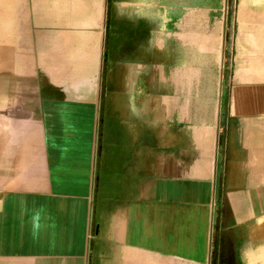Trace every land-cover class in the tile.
<instances>
[{
  "label": "crops",
  "instance_id": "0c3cea01",
  "mask_svg": "<svg viewBox=\"0 0 264 264\" xmlns=\"http://www.w3.org/2000/svg\"><path fill=\"white\" fill-rule=\"evenodd\" d=\"M204 4L0 0V264H264V82L205 79Z\"/></svg>",
  "mask_w": 264,
  "mask_h": 264
},
{
  "label": "rangeland",
  "instance_id": "374dc122",
  "mask_svg": "<svg viewBox=\"0 0 264 264\" xmlns=\"http://www.w3.org/2000/svg\"><path fill=\"white\" fill-rule=\"evenodd\" d=\"M224 0H205V79L236 78L235 58L240 30L243 50H247L245 75L241 81L264 82V0H232V6H224ZM228 23L223 26V20ZM245 40V41H244ZM247 45V46H244ZM246 47V48H245ZM228 53L225 54V53ZM229 60V62H228ZM228 66L225 68V63ZM237 73V72H236Z\"/></svg>",
  "mask_w": 264,
  "mask_h": 264
},
{
  "label": "bare ground",
  "instance_id": "6f19581e",
  "mask_svg": "<svg viewBox=\"0 0 264 264\" xmlns=\"http://www.w3.org/2000/svg\"><path fill=\"white\" fill-rule=\"evenodd\" d=\"M244 35H245V32L242 31V29H241L240 30V38H239V41L237 43V55H236V60H235L237 75L240 74V72L242 71L243 65L245 64V60L243 58V55H244L245 51H247V50H245V51L243 50V48H242L243 42H241V39H245V38H241V37H244ZM244 46H247V45H244Z\"/></svg>",
  "mask_w": 264,
  "mask_h": 264
}]
</instances>
